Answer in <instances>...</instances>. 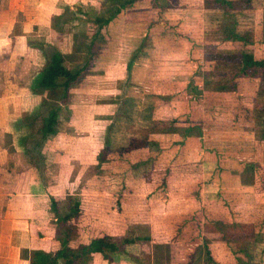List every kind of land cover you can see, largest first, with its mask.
Listing matches in <instances>:
<instances>
[{
	"label": "rangeland",
	"instance_id": "374dc122",
	"mask_svg": "<svg viewBox=\"0 0 264 264\" xmlns=\"http://www.w3.org/2000/svg\"><path fill=\"white\" fill-rule=\"evenodd\" d=\"M167 1L172 6H186L185 11H177L173 13V16L186 19V24L192 26L193 32L194 28L201 31V40L195 42L199 46L187 42L183 45L174 38L167 39L165 43L155 45L156 47L153 46L151 55L154 60H163L164 57L174 53V57L169 59L177 65L168 72L173 76L174 83H171L170 77H162L156 72L162 71L161 67L159 68L157 64L153 67L150 65L151 55L149 59L142 61L136 73L138 81H143L145 84L150 77H153L156 79L154 90L168 93L151 103L154 109L145 111L144 107L147 104L143 101L146 99H139L138 96L135 99L137 102L135 106L126 104L124 101L125 80L113 88L116 95L119 89V95L112 96L116 98L102 100L95 98L96 110L103 105L104 101H108L109 104H105L109 105L111 115L108 119L104 118V121L100 118V122L102 121L100 125L104 130L99 133L101 136L96 135L94 140H98V137L101 141L109 138V147L113 153L120 147L131 152L127 162L121 160L124 159L122 157L121 159L114 157V160L110 159L107 169L99 170L95 166V169L93 167L89 171L90 181L78 183L82 189L75 190L74 199L82 201L84 212L80 217L81 222L76 221L74 226V232L78 230L75 238L86 240L88 235L94 236L100 231V233L111 235L113 242L121 245L127 239L149 235L151 244L141 245L142 255L137 258L138 263L134 261L136 264H183L192 251H194L192 254L200 259L197 263L202 264L206 259L198 253V247L194 246L198 244L195 242L201 238V245L207 243L209 246L210 241L220 243L229 241L234 248H236L234 242L248 245L252 258L254 255L253 264H259L255 259L263 247L259 236H264L261 227L264 224V214H261L262 210L259 209L264 210V120L256 109L263 105L264 96L256 95L257 84L247 78L240 77L231 85L228 75L225 77L223 73L236 71L238 69L236 65L229 62L209 64L206 60L207 54H212L213 50L210 49L214 47L222 51L233 49L230 43L221 41L222 34L219 31L223 28L224 15L221 10L212 7V1ZM252 1L255 4L254 11L253 9L249 12L235 11L239 23L237 31L242 35H248L254 43L262 41L261 46H264L262 40L264 0ZM196 23L202 24L203 27ZM189 29L187 28L186 31L191 34ZM175 43L178 45H174ZM175 46L182 49V53L178 52L179 49L173 51ZM199 48H202L205 53L202 63L199 62L200 55L198 58L193 56V51L195 53L202 51ZM209 71L214 75L208 79L211 82L207 83L205 79L208 78ZM127 74L126 69V76ZM250 74L256 75L251 71ZM190 84L195 86L196 93H199L203 99L198 107L205 108L203 118L202 116L193 118L194 120L187 118L191 122H199L201 127L202 135L200 140L196 138L197 144H193L194 140L190 137L182 136L183 129L187 126L184 123L186 120L184 113L190 114L193 111L186 103L187 100L182 99L180 94L190 89ZM230 85L232 88L229 87ZM146 86L149 87L150 84ZM222 86L228 87L227 90L221 88ZM165 97L168 101L163 99ZM123 107L126 108V113L122 116L119 114ZM245 108L248 110L247 115L252 114L250 120L244 117ZM174 119L177 123H173L174 125L169 128V122L171 123ZM108 122L113 124L111 132L107 134L105 130ZM148 133H151L149 136L154 141L157 140L159 145L183 141L184 144L181 143L180 148L189 152L184 157L181 155L177 157V154L174 157V151L158 154L147 148L141 150L143 139ZM40 136V134L35 135L31 141L38 140ZM82 148L85 150V144ZM171 148L174 149V146ZM171 162L173 165L169 166V170L164 171L165 165ZM131 163L133 165L139 163V165L132 170ZM126 172L130 174L125 176ZM122 178L128 180V183L124 185L121 182ZM135 181L137 187L132 184ZM119 189L122 191L118 201L115 192ZM223 192L228 193L230 198L228 200L224 198L222 205L214 203L213 206H222V209L231 215V218H226V221L233 223L231 226L216 224L215 221L218 219H211L205 214L211 216L213 214V207L210 209L213 203L208 202L211 201L210 196L216 193L221 195ZM241 195H245L246 198ZM66 200L61 201L59 206V211H63L62 213L70 210L72 201ZM228 201H233L235 204L232 205ZM198 202H201L202 218H206V224L205 222L202 224L203 233L201 232L200 238L195 232L186 228V245L173 243V249L166 247L168 243L176 241L172 240L175 230L172 228L174 225L171 220H174V224H179L189 219L190 217H186V209L194 208ZM204 202L210 204L204 205ZM152 225L153 229H151ZM180 226L177 232L179 237L182 236V224ZM192 226L193 224H190L191 228ZM87 231L90 232L87 233ZM122 262L116 263L127 264L125 262L128 261L122 260ZM134 262L129 264H135Z\"/></svg>",
	"mask_w": 264,
	"mask_h": 264
},
{
	"label": "crops",
	"instance_id": "0c3cea01",
	"mask_svg": "<svg viewBox=\"0 0 264 264\" xmlns=\"http://www.w3.org/2000/svg\"><path fill=\"white\" fill-rule=\"evenodd\" d=\"M102 2L104 1L0 0V264H29L24 251L38 248L50 250L52 245L58 246L56 240L58 228L51 211V199L57 201L60 209L61 201L66 199L69 202L73 201L75 190L82 189L78 184L80 181L81 184L83 181H90L85 173L94 164L96 147L103 142L99 137L98 140L94 139L96 135L101 136L99 133L104 130L100 123L111 115L109 105H106L109 104L108 101H104L98 110L94 101L116 98L112 96L119 95V89H116L118 91L116 95L113 88L122 80L126 81L124 101L127 97L129 82L128 74L126 76L127 58L121 57L123 47L133 46L134 39L139 38L146 30L148 21H157L154 24L156 27L153 28L158 31L154 46L172 38L183 45L187 42L199 46L195 42L201 40V31L194 28L193 32L191 25H189L191 34L184 29L180 31V35H176L174 30L164 28L167 21L186 24V19L173 16L177 11H185L186 6L168 7L159 13V8H153L151 0H138L132 7L118 14L107 26V41L101 47L100 56L82 72V76L70 86L67 94L60 87L33 90L32 85L54 51L63 56L67 69L74 71L78 68L80 61L77 55L83 54L84 51H78L76 46L84 39L83 37L92 32V26L86 22L87 16L84 12L99 11ZM167 2L170 3L167 0L158 1L162 5ZM254 5L253 2L252 6ZM186 33L189 35L186 36ZM259 42L254 43V53L261 57L264 46H261L262 41ZM176 46L173 51L179 49ZM199 49L202 51L197 53L193 51V56L198 58L200 55L199 62L202 63L205 53L202 48ZM179 51L182 53L183 50ZM173 54L164 57L163 60H154L151 55L150 64L152 67L156 64L161 67L163 70L156 72L162 77H170L171 83H174L173 76L168 72L177 65L169 59L174 57ZM142 61L133 66L134 77ZM154 71L155 69L153 73ZM154 80L156 79L150 77L149 89L155 95L162 96L165 91L162 93L155 91ZM53 108L57 113L55 133L43 140L37 148L40 154H33L31 160L25 153L26 148H30L32 144L30 134L41 133L43 124ZM189 108L193 112L186 114L187 118L192 120L199 116L203 118L205 108L198 107L196 103H190ZM124 112L126 113V108L123 107L119 115H125ZM110 124L108 122L106 126L107 134L111 132ZM197 140L194 138L193 144H197ZM83 144L85 150L82 148ZM188 152L189 150L182 149L174 151L173 155L184 157ZM132 184L137 187L136 181ZM241 196L246 198L245 195ZM210 197L212 202H208L213 203L210 209L213 207L215 211L213 210L212 216L205 213L206 216L222 221L231 218L222 206H213L214 203L222 205L224 198L228 200L230 195L223 192L221 195L216 193ZM210 203L204 202V205ZM228 203L235 204L233 201ZM171 221L175 230H172L174 232L172 240L176 241L168 243L166 247L173 249V243L186 245V225H182V236L179 237L177 232L183 221L179 224ZM202 222L206 224V218H202ZM153 228L152 225L151 229ZM201 232L203 233V230ZM201 240L200 238L195 242L200 247ZM231 245L210 241L209 248L214 260L219 264H237ZM262 246L263 251L261 250L255 259L259 264H264V243ZM120 253L113 252L107 254V257L93 254L92 264H118L116 262L122 260L128 261L125 262L127 264L134 261L138 263L137 258L142 255L141 244H127L125 251Z\"/></svg>",
	"mask_w": 264,
	"mask_h": 264
},
{
	"label": "trees",
	"instance_id": "16d2710c",
	"mask_svg": "<svg viewBox=\"0 0 264 264\" xmlns=\"http://www.w3.org/2000/svg\"><path fill=\"white\" fill-rule=\"evenodd\" d=\"M104 2L100 3L101 9L99 11L91 10L92 13H85L86 22H88L92 26V32L90 35L83 37L84 41L82 40L78 46H76L78 51H84L83 54H78L77 57L79 58L80 64L78 65V68L74 71H71L70 69H67L64 66V58L63 56L58 52L54 51L50 59L46 62L45 66L43 67L41 73L36 78V81L34 85H32V89H53L60 87L62 91L67 94L70 86L74 84L81 76L82 72L87 69L88 66H91L97 57L100 56L101 47L105 42L107 41L106 38L108 36L107 34V26L120 14L122 11L129 9L133 6V4L138 0H103ZM153 4V8H159V13L166 10L168 7H172L171 3H165L164 5L158 3L159 0H151ZM206 1H212V7H215L218 10L222 11V14L224 15V23L223 28L221 29L220 34H222L221 41H224L225 43H230L232 45L231 51H222L217 50L215 47L212 51V54H207V61L208 63L212 62H229L238 67L236 71L232 72H226L223 73L225 77L228 75V79L231 80V85L235 83L237 79L240 77L247 78V80H250L251 82H254L257 84V92L256 95L258 96H264V52H262L261 57L256 56L254 53V42L249 39L248 35H242L240 32L237 31L238 26V19L237 14L235 13L236 10H247L248 12L253 9L252 6V0H206ZM160 17V15H158ZM226 18V19H225ZM157 21H148L147 22V28L144 30L142 35L136 39H134V44L132 47L125 46L121 50V57H126V66H127V72L128 77L127 81L128 84V90H127V97L125 99V103L131 104V106H134L136 97L138 96L139 99L144 98L145 101L144 104H147V106L144 107L145 111H149L154 109V106H151V103L156 102V100L161 99L160 96L155 95L154 92L149 89L146 85L150 84L149 81H146L144 84L143 81H138L137 77L133 76V66L139 63L141 60L149 59L151 55V50L154 46V41L158 38L157 30H153L156 26ZM227 23V25L225 24ZM225 24V26H224ZM164 28L166 29H172L174 30L176 35L181 34V30L189 28L188 24H181L178 22H165ZM189 34L186 33V36ZM264 37V36H263ZM132 38V37H131ZM130 38V39H131ZM264 41V38H263ZM235 47V48H234ZM207 50H209L207 48ZM152 61V59H151ZM219 64V63H218ZM217 65V63H216ZM141 65H138V67ZM138 70V69H137ZM251 72H255L256 75L252 76L250 74ZM209 71L208 78L205 79L207 83H210L211 81L208 80L209 78L213 77L214 73H210ZM134 77V79H133ZM229 86L232 88V86ZM224 90H227L226 87ZM180 97L182 99L187 100L188 106L190 103H196L200 104L203 99L201 98L200 94L196 93L195 86L190 84V89H188L184 94H180ZM167 100V97L163 98ZM168 101V100H167ZM254 110V109H253ZM260 112V116H262V119L264 120V103L262 106H259L256 111ZM244 117L248 120L252 118V114L247 115V108L244 109ZM190 112V111H189ZM125 113V112H124ZM56 110L53 108L47 120L43 124L40 138L38 140H32L30 148H26L25 153L30 159L32 160V155L34 154H40V151L37 150V148L42 144L43 140L47 138L48 135L55 133L54 126L56 125ZM189 114V113H188ZM186 115V113H185ZM241 115V114H240ZM186 120L184 123L187 125L182 132L183 137H190V138H198L200 140L202 135L201 127L198 123L191 122L190 120L185 118ZM177 123V121L174 119L169 122V128ZM112 124H110L109 130L112 129ZM154 124V123H153ZM264 133V131H263ZM33 137H35V133L30 134ZM149 135L151 133H148L147 136L143 139V145L142 149L147 148V150L155 151L158 154L162 152H170V151H180L182 150L180 147L181 143L184 144L183 141H180L181 143H169V144H162L159 145L157 140H153ZM110 137V136H107ZM31 138V139H32ZM110 139L105 138L103 143L99 145V147H96L95 154L93 156L94 164L89 167L88 171L85 173L86 176L89 178V171L91 169H95V166L99 170H105L110 165L109 162L111 160H114V157H121L126 162L129 160L128 156L130 153V150H125L123 147H120L115 153H113L109 147L110 145ZM174 146V149L171 147ZM111 155V158H110ZM115 155V156H114ZM258 155V154H256ZM260 155V154H259ZM258 155V156H259ZM261 156V155H260ZM257 157V156H256ZM111 159V160H110ZM218 160V158L216 157ZM262 159V157H261ZM263 160V159H262ZM167 163L165 165V170H169V166L171 167L173 164ZM139 165V163H135L134 165L131 163V169L134 170ZM129 172L124 173V175H129ZM89 175V176H88ZM123 179V180H122ZM121 182L127 184V180L125 178H122ZM149 179V177H148ZM123 187V186H122ZM120 187V188H122ZM122 189H119L115 194H117V199L119 201L120 193ZM262 210L261 214H264V210L262 208H259ZM51 211L53 212L55 218H56V226L58 228V234L56 237L58 246L52 245L50 250H46L43 248L38 249H30L24 251V254L27 255V260L29 261V264H92V255L93 254H102L103 256L107 257V254L113 253V252H124L125 246L130 243H140L141 245L145 244H151V238L149 235H143L134 237L131 239H127L123 242V244L119 245L118 243L113 242V237L109 234L100 233L98 231L97 235H88L86 240L75 238L76 232H74L75 224L77 222H81L80 217L82 216V212H84L82 201L80 199H74L72 201V204L70 206V210L67 213H61L59 212L57 201L55 199H51ZM260 212V211H258ZM186 217L187 218L185 222L183 221L181 224L186 225L187 228H189V231L195 232L197 236H200L201 230H202V206L201 202H198L197 205L192 209H186ZM216 224H221L225 226H231L233 223L228 221H222L218 220L215 221ZM190 224H193L192 228L190 227ZM181 227V226H180ZM264 232V224L261 226ZM59 229L61 232L59 233ZM94 230V229H93ZM90 231H87V233ZM95 232V231H94ZM260 242L264 243V236H259ZM234 242V241H232ZM191 243V242H189ZM227 244H232L229 241H226ZM193 244V243H192ZM196 244V243H195ZM206 244V245H205ZM204 245H194L197 246L200 253V255L206 259L205 262L202 264H219L214 260V258L211 255L210 248L205 243ZM236 248L232 246V253L235 255L236 263L237 264H253L252 262V255L249 252V246L246 244H237L236 242L233 243ZM184 245V244H182ZM145 248V246H144ZM143 250V248H142ZM194 251L190 252L187 255L186 262L183 264H200V262L197 263V260L200 261L199 257L196 258L192 253ZM196 260V261H194ZM263 264V263H262Z\"/></svg>",
	"mask_w": 264,
	"mask_h": 264
}]
</instances>
